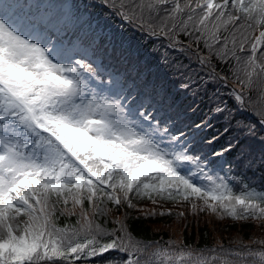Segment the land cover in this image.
Wrapping results in <instances>:
<instances>
[{
  "label": "snow or ice",
  "instance_id": "snow-or-ice-1",
  "mask_svg": "<svg viewBox=\"0 0 264 264\" xmlns=\"http://www.w3.org/2000/svg\"><path fill=\"white\" fill-rule=\"evenodd\" d=\"M258 233L264 0H0V264H264Z\"/></svg>",
  "mask_w": 264,
  "mask_h": 264
},
{
  "label": "trees",
  "instance_id": "trees-1",
  "mask_svg": "<svg viewBox=\"0 0 264 264\" xmlns=\"http://www.w3.org/2000/svg\"><path fill=\"white\" fill-rule=\"evenodd\" d=\"M148 48H149V49H154L152 45H148ZM154 60H155V59H154ZM161 82L163 83L164 80H161ZM169 85H170L171 87L173 86V84H172L171 82H169ZM258 183H259V182H258ZM169 207H171V205H169ZM173 210H174V211H180L181 209H179V208H174ZM174 220H175V218H173V219H171V220H168V221H166V222L169 223V224H173V223H175ZM163 223H165V221L156 220V221L152 222V223L149 225V227H152V226H159V225H162ZM172 226H173V225H172ZM173 227L175 228L176 226H173ZM203 231H204V229H203V226H202V227H201V235H202ZM234 234H235V229L231 230L230 232H224V233H222V235H224V236H230V235H234ZM260 235H264V233H258V236H260ZM165 237H167V233H165ZM191 239H192L193 241L196 240V229H195V227H193V229H192ZM201 242H203V241L201 240Z\"/></svg>",
  "mask_w": 264,
  "mask_h": 264
},
{
  "label": "rangeland",
  "instance_id": "rangeland-1",
  "mask_svg": "<svg viewBox=\"0 0 264 264\" xmlns=\"http://www.w3.org/2000/svg\"><path fill=\"white\" fill-rule=\"evenodd\" d=\"M175 221V220H174ZM173 226H175V223L172 224Z\"/></svg>",
  "mask_w": 264,
  "mask_h": 264
}]
</instances>
